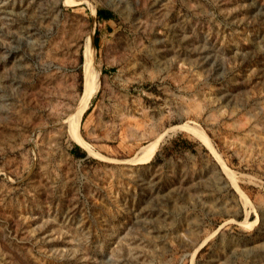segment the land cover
I'll list each match as a JSON object with an SVG mask.
<instances>
[{
    "label": "rangeland",
    "instance_id": "1",
    "mask_svg": "<svg viewBox=\"0 0 264 264\" xmlns=\"http://www.w3.org/2000/svg\"><path fill=\"white\" fill-rule=\"evenodd\" d=\"M0 264H264V0H0Z\"/></svg>",
    "mask_w": 264,
    "mask_h": 264
},
{
    "label": "bare ground",
    "instance_id": "2",
    "mask_svg": "<svg viewBox=\"0 0 264 264\" xmlns=\"http://www.w3.org/2000/svg\"><path fill=\"white\" fill-rule=\"evenodd\" d=\"M91 62H92V55L91 54L89 55V53L87 52L86 56H85V65L87 66V68H86L87 69V78L90 80V82H89V85L87 87L85 101L83 102L81 108L73 115L71 121L69 120L70 121L69 124H70L71 133H73L74 135H80L79 134V128H80V123H81L82 116L84 115L85 111L89 107L91 99H93V97L95 96V94L98 92V89H99V84L97 82L98 74L94 70V68L90 69ZM78 139H79V137H78ZM149 148H151V147H149ZM148 151H150V150H147V148L145 147V149L141 151L139 158L137 157L136 159L132 160V162H136V161L142 162V161H144L146 159V156L149 155ZM151 152H152V148H151Z\"/></svg>",
    "mask_w": 264,
    "mask_h": 264
},
{
    "label": "trees",
    "instance_id": "3",
    "mask_svg": "<svg viewBox=\"0 0 264 264\" xmlns=\"http://www.w3.org/2000/svg\"><path fill=\"white\" fill-rule=\"evenodd\" d=\"M97 16L101 19V16L106 19L109 20L111 17V13L110 12H105L104 14L101 15L100 11H97ZM96 34H95V39H94V43H96ZM170 144L172 145L173 148L175 149H180V150H185V148L189 145H191L190 142H188L187 140H184L181 138V136L179 135L175 140L171 141ZM78 148V147H77ZM79 149V148H78ZM167 148H165L166 150ZM169 150V149H168Z\"/></svg>",
    "mask_w": 264,
    "mask_h": 264
}]
</instances>
